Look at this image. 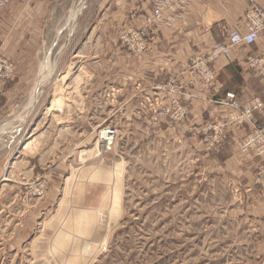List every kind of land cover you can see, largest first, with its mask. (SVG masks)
I'll return each mask as SVG.
<instances>
[{
	"label": "rangeland",
	"instance_id": "rangeland-1",
	"mask_svg": "<svg viewBox=\"0 0 264 264\" xmlns=\"http://www.w3.org/2000/svg\"><path fill=\"white\" fill-rule=\"evenodd\" d=\"M98 1L71 0L69 11L63 2L58 42L51 31L40 63L19 70L11 61L16 70L0 83L2 94L15 77L23 82L13 109L0 96L1 198L20 200L0 206V264H264L245 209L250 193L209 173L222 164L208 159L229 140L213 142L209 129L182 138L175 127L189 112L172 122L140 110L129 122L98 91L95 68L80 63L97 51L87 37ZM107 128L117 131L112 151L102 148ZM258 171L254 185L264 192ZM16 235L19 255L11 252Z\"/></svg>",
	"mask_w": 264,
	"mask_h": 264
},
{
	"label": "crops",
	"instance_id": "crops-1",
	"mask_svg": "<svg viewBox=\"0 0 264 264\" xmlns=\"http://www.w3.org/2000/svg\"><path fill=\"white\" fill-rule=\"evenodd\" d=\"M63 2L68 3L69 11L72 4L68 0H11L5 9L0 10V57L14 61L19 70L40 63L51 31L52 40L58 42L61 37L58 36L60 32H56L68 14L61 7ZM252 4L264 8V0H189L180 19L161 23L154 29L151 50L136 59L120 44L119 33L144 25L147 17L152 16L149 2L99 0L95 10L97 22L91 26L87 37L89 47L97 48V51L91 56L83 55L80 63L95 68L90 73L95 76L98 91L111 96L114 113L127 115L129 122H135L137 111H148L154 103L169 104L170 97L161 89L172 80L182 82L183 90L177 97L188 109L189 116L186 122L175 128L182 138L195 137L214 128L215 131L210 130L212 135L221 131L229 140L223 153L212 154V159H208L214 161L211 164L216 167L217 163L222 164L220 168L210 169L209 173L250 193L247 197L253 202H247L245 209L248 221L257 226L255 239L261 249V245L264 247V192L255 186L254 173L264 164V156L244 153L239 144L255 129L264 126V108L255 113L254 125H235L230 124L229 119L233 110L220 104L228 94L236 95L241 106L255 99L264 103V79L246 65L248 56L261 44L234 47L229 56L213 63L211 68L217 81L210 87H192L188 73L189 61L194 55L208 57L216 44L228 43L233 31L247 32L245 19ZM21 81L22 78L17 76L1 88L2 102L11 109L20 95ZM3 170L0 163V182ZM0 187L1 198L8 190L1 184ZM2 198L0 206L7 210L19 200L18 194L10 201L5 202ZM10 244L13 245L11 252L19 255L21 247L17 235ZM1 250L8 249L3 247Z\"/></svg>",
	"mask_w": 264,
	"mask_h": 264
},
{
	"label": "built area",
	"instance_id": "built-area-1",
	"mask_svg": "<svg viewBox=\"0 0 264 264\" xmlns=\"http://www.w3.org/2000/svg\"><path fill=\"white\" fill-rule=\"evenodd\" d=\"M149 2L152 8V16L147 17L144 25L140 28H128L120 31L119 42L125 49L136 59L142 57L145 52L151 50L152 42L155 40L154 29L161 23H172L181 18L183 11L186 9L189 0H140ZM11 0H0V10L6 8ZM246 33L233 31L227 44H216L208 57L194 55L189 61L188 73L190 74L189 84L193 87L202 85L210 87L217 81V77L211 68V65L217 62L221 57H227L231 54L232 49L237 46L253 47L261 46L257 51L250 54L247 58L246 65L255 72L260 78L264 79V8L252 4L246 14ZM16 70L15 63L0 58V83L10 79ZM165 90L170 103H154L150 106L155 121L170 119L172 122L184 121L188 109L181 105L177 95L183 90L182 82L178 80L170 81L161 90ZM159 90V89H158ZM160 91V90H159ZM1 96V92H0ZM158 98V97H157ZM222 106H228L233 111L230 114V124L235 125H254L255 113L262 112L264 103L260 99H255L247 105L241 106L234 94H228L226 99L221 101ZM214 130V128H209ZM219 134L213 135L214 141L224 142L226 136L219 131ZM117 139V131L114 128H107L103 132L102 148L104 151L110 150ZM242 152L249 150L255 151L259 157L264 156V126L257 128L251 135H248L239 144ZM256 182L264 188V164L259 167Z\"/></svg>",
	"mask_w": 264,
	"mask_h": 264
},
{
	"label": "bare ground",
	"instance_id": "bare-ground-1",
	"mask_svg": "<svg viewBox=\"0 0 264 264\" xmlns=\"http://www.w3.org/2000/svg\"><path fill=\"white\" fill-rule=\"evenodd\" d=\"M82 7H83V4L81 3V4H78V6H77V8L75 9V10H72L71 11V13H70V15H69V17H68V21L67 22H69V23H67L68 25H70V27L71 28H74V27H72V26H74L75 25V23L77 22V19L76 18H78V14L80 13V10L82 9ZM72 33H73V31H72ZM49 65H50V63H49ZM51 68H52V70L54 69L53 67H50L49 66V68H48V74L46 75V73L43 75V77L41 78V83L42 84H44V81H46V79L50 76V74L52 73L51 72ZM66 77V76H65ZM37 88V87H36ZM63 90V89H62ZM37 99H38V93H37V89L35 90V92L34 93H32V95L30 96V104H29V106H30V109H32L34 106H35V104H36V102H37ZM51 109H53V108H51ZM29 110V109H28ZM26 111V112H29V111ZM58 111H60V110H58ZM8 125H10V124H7V125H5V126H2L1 128L2 129H4L6 126H8Z\"/></svg>",
	"mask_w": 264,
	"mask_h": 264
},
{
	"label": "water",
	"instance_id": "water-1",
	"mask_svg": "<svg viewBox=\"0 0 264 264\" xmlns=\"http://www.w3.org/2000/svg\"><path fill=\"white\" fill-rule=\"evenodd\" d=\"M63 31H64V30L60 31V33H59V35H58V36H60V35L63 33Z\"/></svg>",
	"mask_w": 264,
	"mask_h": 264
}]
</instances>
